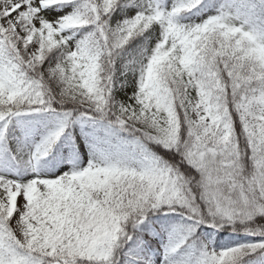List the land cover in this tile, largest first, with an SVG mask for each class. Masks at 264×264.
<instances>
[{
    "label": "snow or ice",
    "instance_id": "6c2138e0",
    "mask_svg": "<svg viewBox=\"0 0 264 264\" xmlns=\"http://www.w3.org/2000/svg\"><path fill=\"white\" fill-rule=\"evenodd\" d=\"M0 264H264V0H0Z\"/></svg>",
    "mask_w": 264,
    "mask_h": 264
}]
</instances>
